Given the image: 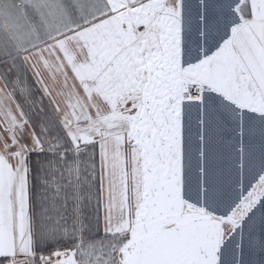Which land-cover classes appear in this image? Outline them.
<instances>
[{"label":"snow or ice","instance_id":"6c2138e0","mask_svg":"<svg viewBox=\"0 0 264 264\" xmlns=\"http://www.w3.org/2000/svg\"><path fill=\"white\" fill-rule=\"evenodd\" d=\"M0 264H264V0H0Z\"/></svg>","mask_w":264,"mask_h":264}]
</instances>
